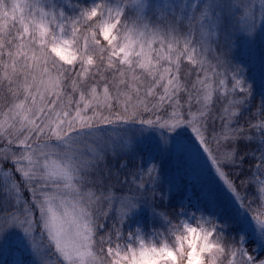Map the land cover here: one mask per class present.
<instances>
[{
    "label": "snow or ice",
    "instance_id": "obj_1",
    "mask_svg": "<svg viewBox=\"0 0 264 264\" xmlns=\"http://www.w3.org/2000/svg\"><path fill=\"white\" fill-rule=\"evenodd\" d=\"M193 258L264 264V0H0V264Z\"/></svg>",
    "mask_w": 264,
    "mask_h": 264
},
{
    "label": "clouds",
    "instance_id": "obj_2",
    "mask_svg": "<svg viewBox=\"0 0 264 264\" xmlns=\"http://www.w3.org/2000/svg\"><path fill=\"white\" fill-rule=\"evenodd\" d=\"M191 227L193 228V232L188 233L185 232L183 228H180L179 231H175L172 233H165L163 237L160 239L167 243L169 247L178 248L180 243H183L185 248H191L194 252L196 250L197 244L200 242V234L198 231L199 225L195 219L191 221ZM192 264H196V259L193 258Z\"/></svg>",
    "mask_w": 264,
    "mask_h": 264
},
{
    "label": "rangeland",
    "instance_id": "obj_3",
    "mask_svg": "<svg viewBox=\"0 0 264 264\" xmlns=\"http://www.w3.org/2000/svg\"><path fill=\"white\" fill-rule=\"evenodd\" d=\"M62 3H66L67 0H61ZM93 0H90L89 3H92ZM185 204L188 208H190L192 211H196L194 207V200L191 198L186 199ZM140 226H142L143 231L146 234H151L153 233L154 230H160L164 231L161 222L158 219H154L151 215L145 216L144 214L140 218ZM135 227V225H133Z\"/></svg>",
    "mask_w": 264,
    "mask_h": 264
},
{
    "label": "trees",
    "instance_id": "obj_4",
    "mask_svg": "<svg viewBox=\"0 0 264 264\" xmlns=\"http://www.w3.org/2000/svg\"><path fill=\"white\" fill-rule=\"evenodd\" d=\"M73 2H74V0H73ZM84 2L89 3L90 0H84ZM172 206L179 207V204H177L175 201H173V202H172ZM144 215H145V216H148V215H150V214L145 213Z\"/></svg>",
    "mask_w": 264,
    "mask_h": 264
}]
</instances>
